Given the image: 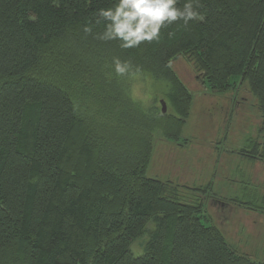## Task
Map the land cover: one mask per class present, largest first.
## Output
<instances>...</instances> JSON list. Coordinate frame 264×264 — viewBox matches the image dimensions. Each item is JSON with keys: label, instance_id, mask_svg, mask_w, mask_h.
Returning a JSON list of instances; mask_svg holds the SVG:
<instances>
[{"label": "trees", "instance_id": "obj_1", "mask_svg": "<svg viewBox=\"0 0 264 264\" xmlns=\"http://www.w3.org/2000/svg\"><path fill=\"white\" fill-rule=\"evenodd\" d=\"M201 2L203 21L124 50L95 38L103 25L82 31L114 0H0V264H264V247L251 257L204 223V201L147 175L157 131L178 141L190 115L180 57L212 93L247 83L261 123L241 154L264 161V0ZM115 56L140 71L115 78ZM137 77L163 97H134ZM244 198L228 201L264 213V194Z\"/></svg>", "mask_w": 264, "mask_h": 264}, {"label": "rangeland", "instance_id": "obj_2", "mask_svg": "<svg viewBox=\"0 0 264 264\" xmlns=\"http://www.w3.org/2000/svg\"><path fill=\"white\" fill-rule=\"evenodd\" d=\"M172 67L192 92L193 103L180 140L166 139L161 131L155 134L147 175L178 186L186 202L204 201L205 214L211 219H203L204 223H214L235 248L257 257L264 247V213L228 199L248 201L244 198L247 195L264 194V161L241 154L246 140L258 135V101L244 82L225 94L208 91L193 64L184 57L175 60ZM163 90L149 77H137L132 84L133 95L139 100L149 95L162 98ZM187 186L208 189L193 193ZM147 240L148 234H144L131 245L134 255L143 254Z\"/></svg>", "mask_w": 264, "mask_h": 264}, {"label": "clouds", "instance_id": "obj_3", "mask_svg": "<svg viewBox=\"0 0 264 264\" xmlns=\"http://www.w3.org/2000/svg\"><path fill=\"white\" fill-rule=\"evenodd\" d=\"M201 0H114L112 6L94 9V23L82 25L87 37L94 25H103L96 34L100 41H117L124 50L138 49L145 42L158 41L161 30L182 21L185 25L205 19ZM109 67L115 78H130L140 71L131 59L112 58Z\"/></svg>", "mask_w": 264, "mask_h": 264}, {"label": "water", "instance_id": "obj_4", "mask_svg": "<svg viewBox=\"0 0 264 264\" xmlns=\"http://www.w3.org/2000/svg\"><path fill=\"white\" fill-rule=\"evenodd\" d=\"M162 105H163V112H166V105L164 102H162Z\"/></svg>", "mask_w": 264, "mask_h": 264}]
</instances>
